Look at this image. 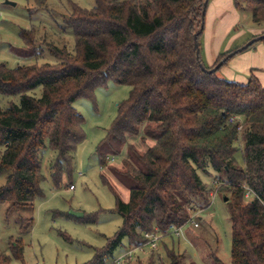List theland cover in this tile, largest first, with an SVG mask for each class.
I'll list each match as a JSON object with an SVG mask.
<instances>
[{"label": "trees", "instance_id": "16d2710c", "mask_svg": "<svg viewBox=\"0 0 264 264\" xmlns=\"http://www.w3.org/2000/svg\"><path fill=\"white\" fill-rule=\"evenodd\" d=\"M34 1L39 7L45 4ZM204 1L95 0L91 8L71 2L62 18L73 33L74 51L50 43L46 47L59 62L0 63V175H5L0 204L8 203L9 210L33 206L44 195L46 147L55 152L50 162L53 183L62 185V175L72 171L77 147L86 137L84 117L73 103L82 97L94 101L96 88L109 81L131 89L97 145L100 164L104 167L107 156L121 154L128 134L141 128L144 138L155 141L144 152L129 145L125 171L115 170L120 180H129L128 201L103 175L117 195L112 210L123 222L83 264H117L113 255L124 240L129 243L126 251L145 244V232L169 234L170 226L184 225L193 212L206 209L213 191L229 197L231 264H264V86L253 72L246 83L220 76L231 57L216 71L202 69L200 62L211 69L233 51L204 64ZM233 4L264 26V0ZM20 36L21 56L40 58L45 49L35 29H21ZM1 97L9 98L6 105ZM238 151L244 165L236 160ZM200 171L213 173L218 189L212 190ZM247 188L254 192L250 200ZM33 221L22 219L21 233L29 232ZM8 249L9 254H0V264H30L22 236L11 237ZM167 256L169 264H196L186 263L174 249ZM158 261L151 256L138 264Z\"/></svg>", "mask_w": 264, "mask_h": 264}, {"label": "rangeland", "instance_id": "374dc122", "mask_svg": "<svg viewBox=\"0 0 264 264\" xmlns=\"http://www.w3.org/2000/svg\"><path fill=\"white\" fill-rule=\"evenodd\" d=\"M71 2L86 8H91L96 3L95 0H45V4L39 7L34 0H0V63L5 62L10 67H15L36 60L39 63L59 62L60 59L46 47L50 43L74 51L73 33L65 29L62 18V15L70 12ZM206 9V27L201 45L203 62L210 66L220 53L235 51L253 39L252 28L258 25L254 23L249 11L239 12L235 9L233 0H209ZM220 24L221 36L216 33ZM31 28L35 29L45 49L40 58L20 54L19 49L24 45L20 30ZM249 49L232 56L220 69L219 75L240 83L248 82L251 73L242 69L246 61L240 57H244ZM130 89L128 85L109 81L107 85L96 88L94 101L82 97L73 103L84 117L86 137L77 147L72 171L64 173L62 185L55 187L50 170L55 152L49 147L44 149L43 173L46 180L41 184L44 195L37 197L33 206L19 210H9L8 203L0 204V254L10 253L8 246L11 237L22 236L27 263L83 264L94 256L96 249L105 245L107 236L114 235L118 230L123 217L112 209L116 206L117 195L128 201L130 185L128 179L120 180L115 170L121 173L125 171L124 163L129 145H134L138 152H144L155 143L151 138H144V129L141 128L138 134H128L121 154L107 156L108 163L104 167L100 164L97 145L111 127L117 115L118 103L129 96ZM39 94L40 90H37V95ZM8 101L9 98H2L4 105ZM236 160L238 164L244 165L242 151H238ZM103 175L117 195L104 181ZM213 175L200 171L201 178L210 186H214ZM4 182L5 175H0V185ZM71 185L74 187L71 188ZM214 189H218V186L215 185L212 190ZM215 192L210 205L200 212L199 226L195 227L190 223L180 234L168 232L169 234L161 235L157 230L153 238L156 244L150 243L146 250L134 252L132 257L123 258L120 264H138L140 260L145 262L151 256L156 261L159 259L160 264H169L168 249H174L176 253L183 255L186 263L231 264V213L227 199L225 200L228 196H225L226 192L213 191ZM245 197L250 200L253 195ZM76 213L82 215L77 216ZM30 217L34 219L32 229L21 233V220ZM128 244V240H124V244L113 256L117 258L124 254ZM132 248L133 245L129 249Z\"/></svg>", "mask_w": 264, "mask_h": 264}, {"label": "crops", "instance_id": "0c3cea01", "mask_svg": "<svg viewBox=\"0 0 264 264\" xmlns=\"http://www.w3.org/2000/svg\"><path fill=\"white\" fill-rule=\"evenodd\" d=\"M234 8H235V6H234ZM239 12H243V11H239ZM221 25L222 24H220L218 29H216V33L219 34L220 36L222 35ZM205 27H206V25H205ZM252 29H253L252 37H254V35H257V34L261 33L262 30H264V26H261V25H258L255 27L253 26ZM240 58H242V60L246 61V64H244L242 66V69L246 70V73L253 72L259 78L260 82L264 86V43L255 42L254 45H252V47H250V49L246 53V55H244V57H240ZM215 59H216V57H215ZM238 61H239V59H238ZM237 64H238V62H237ZM237 68H238V66H237Z\"/></svg>", "mask_w": 264, "mask_h": 264}, {"label": "built area", "instance_id": "2783aa9c", "mask_svg": "<svg viewBox=\"0 0 264 264\" xmlns=\"http://www.w3.org/2000/svg\"><path fill=\"white\" fill-rule=\"evenodd\" d=\"M74 186L71 185V188H73ZM216 194L213 193L212 196H214ZM250 195H254V192L252 191L251 188H247V191H246V196H250ZM203 209H199L195 212L192 213L190 219L187 221V223H185L184 225H181V226H170L169 228V232H172V233H175V234H180L184 228H186L187 225H189L190 223L193 224L195 227L196 226H199V219H201V214L200 212L202 211ZM161 234V233H160ZM154 235H156L155 232H145V237L148 239L147 242L143 245H138V246H134V248L132 249H128L126 251H124V254H122L121 256L117 257L113 263H117V264H120L121 263V260L123 258H128V257H132L133 253L134 252H137V251H144L146 250V247H149L150 243H153V244H156V241L153 240L154 238ZM162 235V234H161ZM149 245V246H148Z\"/></svg>", "mask_w": 264, "mask_h": 264}, {"label": "water", "instance_id": "95a60500", "mask_svg": "<svg viewBox=\"0 0 264 264\" xmlns=\"http://www.w3.org/2000/svg\"><path fill=\"white\" fill-rule=\"evenodd\" d=\"M208 1L209 0H205L204 1V6H203V12H202V17L204 19L205 17V13H206V8H207V5H208ZM7 3H12L10 1H7ZM15 4V3H13ZM204 23V22H203ZM264 39V34L263 35H260V36H257V37H254L253 39H251L248 43H246L245 45H243L242 47L236 49L235 51L233 52H230L226 58H224L223 60H221L216 66H214L213 68L211 69H207L201 62H200V65L202 67V69H204L205 71H208V72H213V71H216L219 67H221L224 62L227 60V58H230L232 56H234L236 53L240 52V51H243L244 49L248 48V46L252 45L253 43L259 41V40H262ZM194 46H195V49H198V36L197 34L195 35L194 37ZM197 57L199 58V54L197 53ZM227 199V197H225V200ZM77 216H81L82 213H76Z\"/></svg>", "mask_w": 264, "mask_h": 264}]
</instances>
